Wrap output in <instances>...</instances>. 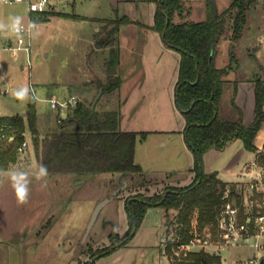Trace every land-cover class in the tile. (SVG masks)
Segmentation results:
<instances>
[{
  "label": "rangeland",
  "instance_id": "1",
  "mask_svg": "<svg viewBox=\"0 0 264 264\" xmlns=\"http://www.w3.org/2000/svg\"><path fill=\"white\" fill-rule=\"evenodd\" d=\"M124 1L51 0L48 10L34 12L31 18L26 2L0 0V23L7 26L0 30V46L6 45L9 37L16 38L11 18L20 17V24L32 19L33 27L30 66L24 50L0 49V114L24 111L26 114L29 99L19 100L14 95L25 86L36 97L41 130L58 123L57 108L51 106L48 98L75 95L85 104L93 102L99 93L96 79L107 76L110 45L102 36L105 26L110 27L111 22L105 19L121 16L126 11L131 17L154 21L155 0ZM214 1L218 11H223L231 0ZM183 2L185 12L175 14L176 21L203 20L215 13L212 0ZM228 21L217 44L216 65L233 64L226 78L255 79L257 75L264 78V0H258L248 10L247 23L238 39L232 38L230 13ZM140 42L138 50H133ZM121 45L122 65L118 73L122 83L111 97L101 93L96 104L117 109L121 129L140 132L135 159L142 165V171L124 176L98 171L77 179L69 172H48L47 186L42 188V182L34 178L39 152L27 128L24 135L30 142L26 152L18 154L8 168L0 169V173L25 171L32 180L28 201L20 204L9 178L0 174V264H79L86 262V257L92 260L94 252L112 243L109 236L112 229L124 234L129 228L126 198L130 194L162 192L168 185H184L193 180L195 154L186 139V118L175 96L180 52L167 47L155 29L135 23L122 26ZM232 53L237 57L234 60ZM231 90L232 85L226 88L223 104L229 100ZM143 131L145 136L141 135ZM256 160L259 163L253 166ZM203 168L217 170L225 179L244 178L233 180L240 187L242 202L235 196L232 201L242 213L264 210V164L258 155L256 159V151L244 146L240 137L222 149H207L203 153ZM106 198L109 200L86 233L94 208ZM175 214L176 210L171 209L168 217L163 206H150L130 239L131 245L111 255V252L103 254L108 257L96 264H174L165 257L160 261L159 246L165 223L173 221ZM105 217L113 219L114 225L105 222ZM208 250L213 252L211 246ZM255 252L251 245L220 248V255H213L216 257L209 264H222V259L227 263L248 259Z\"/></svg>",
  "mask_w": 264,
  "mask_h": 264
},
{
  "label": "trees",
  "instance_id": "2",
  "mask_svg": "<svg viewBox=\"0 0 264 264\" xmlns=\"http://www.w3.org/2000/svg\"><path fill=\"white\" fill-rule=\"evenodd\" d=\"M154 22L150 25L158 31L163 41L180 52L179 76L176 83V103L183 111L186 124V139L195 154V176L184 185H168L162 192L146 194L134 192L126 198L130 226L120 235L116 230L109 233L112 243L92 254L99 257L126 244L136 233L150 206L165 208L166 216L175 209L174 221L187 231L194 212L198 211L200 225L215 223L219 209L225 202L227 188L231 197L242 202L240 187L234 181L225 180L217 170L205 171L203 153L211 148H224L229 141L240 137L247 149L258 153L264 164V145L260 149L254 139L264 123V78L255 77V114L250 123H245V110L236 101L237 80L225 77L233 64L217 66L215 62L217 44L224 33L228 14L232 15V38L238 39L247 23L248 10L258 0H231L223 11L212 13L203 20L174 19L175 14L185 12L183 0H155ZM211 4V3H210ZM111 22L102 39L110 45L106 59L107 76L98 77L96 87L102 95H111L120 87L122 76L118 73L121 63V46L118 31L122 23L131 21L127 14L106 18ZM232 53V59H236ZM232 85L229 102L223 104L227 87ZM192 102H194L192 104ZM190 107V109H188ZM120 115L117 109H106L92 102L79 101L67 115L58 120V126L41 136L38 124L36 97L32 93L28 100L26 114L15 112L0 114V169H6L18 158V145L25 138L29 128L33 142L39 152L40 163L48 172H69L79 176L98 171L118 172L123 176L129 172L142 171V165L135 159L139 136L136 130L119 127ZM13 135V138H10ZM145 136L146 132H141ZM195 262L179 264H209L216 256L204 251L194 253ZM192 260V261H194ZM93 264L88 259L84 263Z\"/></svg>",
  "mask_w": 264,
  "mask_h": 264
},
{
  "label": "built area",
  "instance_id": "3",
  "mask_svg": "<svg viewBox=\"0 0 264 264\" xmlns=\"http://www.w3.org/2000/svg\"><path fill=\"white\" fill-rule=\"evenodd\" d=\"M1 1L4 3L26 2L31 15L34 12H44L51 5V0ZM31 20L27 23H21L20 32H15L16 38H11L4 46L7 49L24 50L29 66L31 65L30 50L33 30ZM5 92H7V88ZM48 100L52 107L57 108L59 121L66 110L73 108L79 102L78 97L75 95L63 99L50 97ZM23 133L26 134V131ZM0 136H5V133H0ZM13 137V135H10V138ZM29 142V138L25 135V138L18 145V154L26 152ZM262 172H259V175L263 176ZM223 197L226 200L217 213L214 225H200L197 210L187 231L177 221L173 220L165 223L166 229L160 240L161 262L163 261L162 258L165 257L167 261L179 264L180 262L193 260V254L196 252L209 251V246L213 249L212 253L218 254L220 248L239 245H251L256 249V252L248 259L236 260L232 263L224 262L222 264H258L261 259H264V210L257 213H242L240 207L232 201L229 188L225 190ZM261 251H263V254H260Z\"/></svg>",
  "mask_w": 264,
  "mask_h": 264
},
{
  "label": "crops",
  "instance_id": "4",
  "mask_svg": "<svg viewBox=\"0 0 264 264\" xmlns=\"http://www.w3.org/2000/svg\"><path fill=\"white\" fill-rule=\"evenodd\" d=\"M132 0H125L124 2H131ZM155 12V11H154ZM124 14H127V15H129V13L128 12H124ZM123 14V15H124ZM32 17H33V15H31ZM118 16H120V15H118ZM130 16V15H129ZM131 17V16H130ZM131 21H129V22H125V23H122L121 24V26H120V29H119V31H118V38H119V42H120V46H121V53H122V45H121V30H122V26L124 25V24H129V23H135V25H137V26H139V27H143V28H145V27H147V28H152V27H150V25L151 24H153V22L152 23H150V22H146V21H144V20H141V19H138V18H134V17H131ZM138 21H140L141 23H139ZM143 23V24H142ZM153 29V28H152ZM161 35V34H160ZM162 37V36H161ZM10 39H11V37H9L8 38V42L10 41ZM162 40H163V38H162ZM7 42V43H8ZM6 43V44H7ZM164 44H166L165 42H164ZM4 46L5 45H1L0 46V49H7V48H4ZM141 46V42L139 43V45L137 44L136 46L134 45L133 46V50L135 49V51L136 50H138V48ZM166 46L167 47H169V48H173V47H170V46H168L167 44H166ZM110 49V48H109ZM122 65V61H121V63H120V66ZM1 67H2V57H1V52H0V69H1ZM23 67V66H22ZM230 72V71H229ZM228 72V73H229ZM227 73V74H228ZM228 79H230V80H237V92H236V101H237V103L245 110V116H244V121H245V123H250L252 120H253V118H254V114H255V80H254V78L253 77H227ZM232 92V90L230 91V93ZM231 96V95H230ZM55 97V96H54ZM229 100H230V98H229ZM228 100V101H229ZM227 101V102H228ZM71 109H69V110H66L65 112H64V115H67V113L70 111ZM57 112H56V118H57V122H58V110H56ZM58 126V123H57V125L56 126H53V127H47L46 129H43V130H41L40 129V127H39V129H40V131H41V136H43V134L45 133V132H48V131H50V130H53V129H55L56 127ZM233 140V139H232ZM254 141H255V143H256V145L260 148V149H262L263 148V145H264V123L262 124V126H261V128L258 130V132H257V134H256V136H255V139H254ZM29 147V146H28ZM257 155H258V153L256 152V159H257ZM28 162V161H27ZM258 161L256 160V162H254L253 163V166H255V164H256V166L258 165ZM39 165H41V163H40V157H39V161H38V166ZM38 171V170H37ZM71 175H73V176H75V178L77 179V178H79V177H81V176H79L78 174H76V173H70ZM219 174V173H218ZM219 176L221 177V175L219 174ZM123 178V177H122ZM223 178V177H222ZM223 179H225V178H223ZM243 180L244 178H238V179H225V180H229V181H233V180ZM246 180H248V179H246ZM128 181V180H127ZM191 182V181H190ZM187 184V183H186ZM114 220L113 219H111V218H107V217H105V222H111L113 225H114V222H113ZM112 230H114V229H112ZM111 230V231H112ZM110 231V232H111ZM119 233H121V234H123V232H119ZM128 245H131V243H130V241L129 242H127L126 244H124V245H122V246H120V247H118V248H116V249H114L113 251H111V253L109 254V255H111L112 253H114V252H118V251H120L122 248H124V247H127ZM74 246V245H73ZM143 246V245H142ZM160 247V246H159ZM160 251H161V248H160ZM205 252V251H204ZM206 253H208V254H210V255H215V253H212V252H210V251H206ZM216 255H220V254H216ZM106 257H108V255H102V257L100 256V257H97V258H95L94 260H93V264H96V263H98L99 261H101L102 259H105ZM193 257H194V254H193ZM195 258V257H194ZM194 258H193V260H194ZM86 259H89V257H86ZM160 259H161V257H160ZM169 262V261H168ZM189 262H195V260L194 261H189ZM225 261L222 259V263H224ZM171 263V262H170ZM161 264V263H160ZM212 264H218V263H212Z\"/></svg>",
  "mask_w": 264,
  "mask_h": 264
},
{
  "label": "clouds",
  "instance_id": "5",
  "mask_svg": "<svg viewBox=\"0 0 264 264\" xmlns=\"http://www.w3.org/2000/svg\"><path fill=\"white\" fill-rule=\"evenodd\" d=\"M11 29L15 32H20V17H13ZM5 27L4 24L0 23V30H3ZM30 89L25 86L24 88L18 89L14 92V95L19 100H26L30 98ZM2 175H6L11 181V186L15 192L18 203L24 204L27 203L30 193H31V184L32 180L29 179V174L22 170H12L7 173H0ZM47 177H48V169L46 165H39L38 171L34 173V178L36 181H40L41 187L44 188L47 186Z\"/></svg>",
  "mask_w": 264,
  "mask_h": 264
},
{
  "label": "water",
  "instance_id": "6",
  "mask_svg": "<svg viewBox=\"0 0 264 264\" xmlns=\"http://www.w3.org/2000/svg\"><path fill=\"white\" fill-rule=\"evenodd\" d=\"M212 4H213L214 11H215V13L217 14V13H218L217 4H216V2H215L214 0H212ZM101 92H102V91L99 90V93L95 96V98H94V100H93V102H92V107L95 106V104H96V102H97V100H98V98H99ZM193 103H194V102H192V104H193ZM188 109H190V107H189ZM181 110H182V111H185V110H187V109H181ZM23 114H25V111L23 112ZM126 183H127V181H126ZM108 200H109L108 198L102 200V201H101L100 203H98L97 206L94 208L93 213H92L91 218H90V221H89L88 226H87V232H86V233L89 232V230H90V228L92 227V225L94 224V222H95V220H96V218H97V216H98V214H99L101 208L103 207V205H104ZM94 259H95V257L92 258V260H94ZM258 264H264V259H261L260 262H259Z\"/></svg>",
  "mask_w": 264,
  "mask_h": 264
}]
</instances>
